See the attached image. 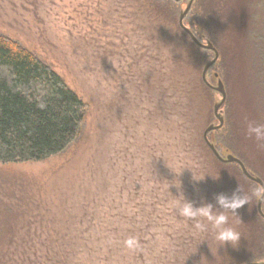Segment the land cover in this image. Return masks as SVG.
Listing matches in <instances>:
<instances>
[{"label":"rangeland","instance_id":"374dc122","mask_svg":"<svg viewBox=\"0 0 264 264\" xmlns=\"http://www.w3.org/2000/svg\"><path fill=\"white\" fill-rule=\"evenodd\" d=\"M187 1L173 18H161L147 0H0V35L35 54L88 106L79 139L64 153L0 165V264H223L230 257L231 246L217 247L210 225L198 232L175 207L182 194L195 207L226 211L216 197L234 192L202 139L220 96H208L201 80L212 53L196 52L178 27ZM238 2L231 0L233 14L242 10ZM255 2L261 5L249 26L247 6L246 21L241 12L234 26L231 66V47L215 44L217 30L203 18L200 0L184 24L216 48L207 81L214 85L215 73L226 88L228 81L250 158L244 162L256 165L264 183V140L246 133L248 124H262L264 99V0ZM227 102L226 95L224 128L208 138L241 159ZM249 206L238 217L227 213L229 226L241 232ZM130 237L138 246H126Z\"/></svg>","mask_w":264,"mask_h":264},{"label":"trees","instance_id":"16d2710c","mask_svg":"<svg viewBox=\"0 0 264 264\" xmlns=\"http://www.w3.org/2000/svg\"><path fill=\"white\" fill-rule=\"evenodd\" d=\"M196 1L193 0L190 13L196 5ZM233 1L235 3L239 1V5L243 4L241 6L242 10L237 14H233V8L230 5L231 0H200L202 8L206 11L203 12V18L206 21L210 20L209 25L214 26L217 30L218 35L215 44L218 47H231L230 51H226L227 48L224 49L226 51L225 60L227 66H231L236 58V55L233 53L235 49L233 34L237 32L234 26L238 21V17L241 12V15H243V12L246 11L243 10L247 6V10L249 11L247 12V25L249 26L250 15L253 14L251 11L253 10L258 15L261 5L260 3L256 4L255 0L253 1L254 4L249 2L250 0ZM147 3L153 14L161 16V18H173L175 10L179 6L171 0H147ZM244 15L239 17L243 22L246 21ZM188 16L189 13L186 17ZM204 22L202 20V23H200L204 26ZM197 30L199 28L195 32H198ZM182 33L188 38L184 32ZM198 34L201 38H205L199 32ZM188 40L190 41L189 38ZM190 44L196 48V52L199 54L208 52L196 47L191 41ZM196 60L199 65L200 63L202 64L203 59L201 56H197ZM205 62L207 61L203 62L202 68ZM217 75L224 85L220 75ZM38 84H42L47 92L42 97L44 102H46V107L43 109L39 108L35 99L30 97V94L35 95L32 89ZM224 89L228 96L227 122L232 126V133L230 134L231 143L234 144V149L240 153L241 159L234 155L232 150H228L227 148L217 149L218 145L213 144L221 155L230 154L235 156L242 161L252 176L258 177L260 170L256 165L251 163L252 167H249L244 162L245 159L250 158L248 157L247 150L242 149L246 146V138L234 122V116L237 114L234 100L232 101L233 97L229 93L228 81L227 88L224 85ZM204 90L210 96L211 90L205 85ZM216 100L217 98L214 99V102ZM230 101L233 102L231 106ZM258 104L261 111L258 118L264 124V99L258 101ZM87 112L88 106L51 67L40 60L35 54L23 48L18 42L0 35V165L41 163L64 153L79 139ZM215 122L211 124H215ZM225 122L226 120L224 119V124ZM224 124L221 129L214 132L222 131ZM233 125L237 126L234 128ZM211 156L217 170H219L222 182L227 183L229 190L236 192L239 196L247 195L251 199L250 194H253V186L256 187L258 185L247 180L237 165L221 164L214 158L212 153ZM262 179L264 180L263 177ZM249 208L248 214L240 220V233L242 236L239 245L236 248L231 247L232 253L223 264L252 262L254 255L264 257V220L257 214L256 199L255 204L251 199ZM262 209L264 211V202Z\"/></svg>","mask_w":264,"mask_h":264},{"label":"clouds","instance_id":"9594fccd","mask_svg":"<svg viewBox=\"0 0 264 264\" xmlns=\"http://www.w3.org/2000/svg\"><path fill=\"white\" fill-rule=\"evenodd\" d=\"M32 92H34L35 95L30 94V97L35 99L37 106L41 109L45 108L46 102H44L42 97L46 95L47 92L44 86L38 84L32 89ZM246 133H251L256 140H264V124H248ZM172 184L177 188L180 187L179 181L175 183L172 182ZM253 196L256 201H260L261 203L264 202V184H259L255 187ZM216 201L220 208L226 211H216L213 205L208 203H202L199 207H195L191 202L184 200L182 194L178 198H175V207L179 216L184 218L185 221H195L194 228L198 232H207L208 226L210 225L215 232L214 238L218 242L217 247L228 245L232 248H236L239 245L242 234L234 227L229 226V215L227 213H231L238 217L237 210L245 204H249L251 199L247 195L238 196L234 192L230 198L219 195L216 197ZM197 218L200 219L198 220ZM125 244L129 248H133L138 246V241L130 237L125 241ZM252 264H264V257L254 255Z\"/></svg>","mask_w":264,"mask_h":264},{"label":"water","instance_id":"95a60500","mask_svg":"<svg viewBox=\"0 0 264 264\" xmlns=\"http://www.w3.org/2000/svg\"><path fill=\"white\" fill-rule=\"evenodd\" d=\"M175 2H179L181 0H173ZM193 4V0H188L186 2L185 8L181 9L178 14V27L179 29L184 32L190 41L198 48L211 52L213 57L210 61L205 62L202 72H201V80L203 84L210 89L211 91L215 92L220 96L219 100H216L213 103V116L215 118V121L217 122L216 124H210L203 132L202 134V139L206 147L209 149V151L212 153L214 158L220 162L221 164H235L238 166L240 172L242 175L249 181L255 183L256 185L259 184H264L263 181L256 177L252 176L246 169L245 165L240 161L238 158H236L233 155H221L218 150L215 148L214 144L209 141L208 139V134L214 131H217L222 128L224 124V117H223V112H222V107L225 104L226 101V91L224 89V85L221 82V80L218 78L217 74L213 75L214 78V85L210 84L207 81V73L208 70L218 61L219 54L217 50L214 48V46L206 39L201 38L197 39L196 36L192 33V31L187 28L184 24V20L187 16V14L190 11V8ZM263 202L261 203L260 201H256V211L257 214L264 220V211L262 209ZM244 264H252V262H246Z\"/></svg>","mask_w":264,"mask_h":264},{"label":"flooded vegetation","instance_id":"af4514ba","mask_svg":"<svg viewBox=\"0 0 264 264\" xmlns=\"http://www.w3.org/2000/svg\"><path fill=\"white\" fill-rule=\"evenodd\" d=\"M171 1H173V0H171ZM185 0H181V1H179V2H175V1H173L174 3H176V4H178V5H180V3H182V2H184ZM187 19V17L185 18V20ZM184 20V21H185ZM192 33L196 36V38L197 39H201V37H200V35L198 34V32H194V31H192Z\"/></svg>","mask_w":264,"mask_h":264}]
</instances>
